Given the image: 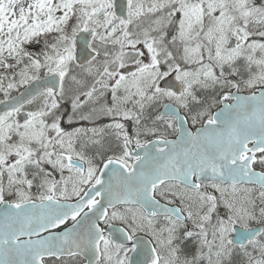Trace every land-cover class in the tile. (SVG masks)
Here are the masks:
<instances>
[{
    "label": "snow or ice",
    "instance_id": "snow-or-ice-1",
    "mask_svg": "<svg viewBox=\"0 0 264 264\" xmlns=\"http://www.w3.org/2000/svg\"><path fill=\"white\" fill-rule=\"evenodd\" d=\"M0 264H264V0H0Z\"/></svg>",
    "mask_w": 264,
    "mask_h": 264
}]
</instances>
